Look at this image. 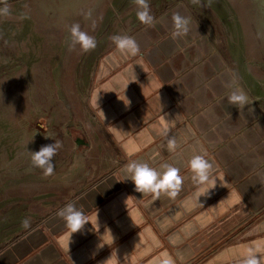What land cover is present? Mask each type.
Returning <instances> with one entry per match:
<instances>
[{"label": "crops", "instance_id": "1", "mask_svg": "<svg viewBox=\"0 0 264 264\" xmlns=\"http://www.w3.org/2000/svg\"><path fill=\"white\" fill-rule=\"evenodd\" d=\"M174 12L190 21L178 36ZM150 13L154 23L135 30L134 21L113 18L105 33L103 21L88 33L96 47L77 45L64 61L59 83L77 87L62 94L72 108L69 119H78L66 123L75 148L65 175L41 182L73 183L49 185L37 195L31 211L40 219L0 248V264H110L111 253L119 264H157L163 252L174 259L179 253L176 264H233L234 247L264 240L263 96L252 76L236 72L217 46L208 13L202 19L185 2ZM120 34L135 39L137 54L116 49L110 37ZM233 78L252 101L242 109L227 101ZM164 114L175 118L169 131L180 140L175 152L161 134ZM200 148L220 181L199 198L203 206L185 210L181 202L196 188L187 160ZM129 160L173 163L184 177L180 191L175 197L142 195L130 180L120 182L119 169ZM69 202L82 206L89 220L70 241L56 215ZM234 230L233 241L225 242ZM177 236L180 242H169Z\"/></svg>", "mask_w": 264, "mask_h": 264}, {"label": "rangeland", "instance_id": "2", "mask_svg": "<svg viewBox=\"0 0 264 264\" xmlns=\"http://www.w3.org/2000/svg\"><path fill=\"white\" fill-rule=\"evenodd\" d=\"M176 2L188 3L202 19L208 13L217 46L236 72L252 76L264 98V0H148L157 11ZM5 6L9 15H0V248L40 219L31 211L40 192L73 183L41 182L48 176L30 159V152L59 140L49 177L61 179L75 148L66 123L78 119H69L72 108L62 94L72 88L71 95L77 87L59 83L64 61L77 48H69L70 26L78 23L81 30L96 33L106 21L108 33L113 18L129 25L134 21V30L143 25L135 15L136 0H0V9ZM233 232L225 242L233 241Z\"/></svg>", "mask_w": 264, "mask_h": 264}, {"label": "clouds", "instance_id": "3", "mask_svg": "<svg viewBox=\"0 0 264 264\" xmlns=\"http://www.w3.org/2000/svg\"><path fill=\"white\" fill-rule=\"evenodd\" d=\"M0 15H9V9L6 6L0 9ZM135 15L137 20L143 25L151 26L154 23V17L150 13L148 0H136ZM172 21L175 29L173 35L178 36L188 31L190 23L189 18L181 15L179 12H174L172 14ZM69 32V48L79 45L81 50L88 51L96 47L95 38L81 30L78 23H73L70 26ZM110 38L121 54L135 55L139 52L135 39L127 34L113 35ZM231 86L232 91L227 97V101L230 105L242 109L246 104L252 102L247 93L242 88L235 85V78H233ZM161 117V134L166 137V147L169 152H175L180 146V140L174 135H169L170 129L175 124V118L167 119V114L161 115ZM45 136L49 137L47 135ZM59 147L60 141L54 140L53 143L43 145L39 150L30 152V159L33 166L41 168L45 175H51L54 171L52 158ZM187 168L191 173V178L196 188L190 196L186 197L181 202V206L185 210L197 205L203 206V204L199 202V198L207 196L210 190L216 186L217 180H219V178L213 174L214 161L208 157L207 152L203 148H200L198 151L193 150L187 160ZM119 172L122 175V180L120 182L130 180L137 192H140L142 195L152 193L156 197L160 194L175 197L180 191L184 179L180 174V169L173 163L167 161H163L159 163L158 166L154 167L146 161L129 160L120 167ZM220 202H218V204ZM56 215L64 221L65 227L69 233V241L72 233L80 230L85 223H89L87 214L82 206H77L72 202L67 203L59 209ZM22 223L27 226L29 221L25 218ZM169 242L175 245L180 242V238L178 236L172 237ZM229 258L233 264H264V240L252 241L234 247L230 252ZM176 259H180L179 253H177ZM176 259L167 252H163L157 264H176ZM105 261H109L110 264H119L117 253L115 255L111 253L109 258Z\"/></svg>", "mask_w": 264, "mask_h": 264}]
</instances>
